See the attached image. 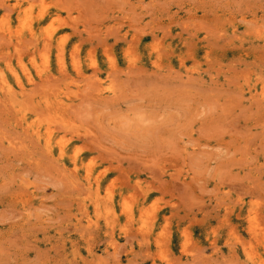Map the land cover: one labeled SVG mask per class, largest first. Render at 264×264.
<instances>
[{"label": "rangeland", "instance_id": "374dc122", "mask_svg": "<svg viewBox=\"0 0 264 264\" xmlns=\"http://www.w3.org/2000/svg\"><path fill=\"white\" fill-rule=\"evenodd\" d=\"M0 264H264V0H0Z\"/></svg>", "mask_w": 264, "mask_h": 264}, {"label": "bare ground", "instance_id": "6f19581e", "mask_svg": "<svg viewBox=\"0 0 264 264\" xmlns=\"http://www.w3.org/2000/svg\"><path fill=\"white\" fill-rule=\"evenodd\" d=\"M143 29V28H142Z\"/></svg>", "mask_w": 264, "mask_h": 264}]
</instances>
